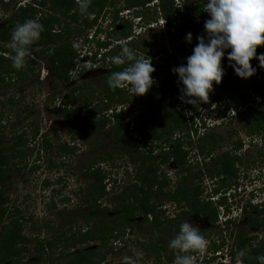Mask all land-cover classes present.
Segmentation results:
<instances>
[{"label": "rangeland", "instance_id": "rangeland-1", "mask_svg": "<svg viewBox=\"0 0 264 264\" xmlns=\"http://www.w3.org/2000/svg\"><path fill=\"white\" fill-rule=\"evenodd\" d=\"M30 1L4 0V2H0V27L15 18L18 7L27 5ZM155 1L145 3L140 7L139 12H141L140 14L143 19L133 21V24L136 25V22H139L141 26V22L143 21L144 27L140 28L138 26L135 29V38L127 45L129 48H136L137 50H141L143 47L147 48L146 53H138L137 58L145 56L151 58L152 65L155 68L153 72L156 78L155 81L160 87L167 84L170 79L165 92L162 93L160 88L157 94L155 93V100L163 96L165 103L170 104L171 100L175 102V109L177 108L184 113L186 111L192 113L191 115H186L190 118V122L194 124L192 130L186 129L180 135L186 134L185 136L187 137L188 131L194 133V127L198 126L200 128L202 124L207 126L206 129H199L197 134L190 133L191 136L188 138L184 136V139H182L183 149L187 150V154L185 155L186 166H189V169L194 171L196 164L201 166L200 162L204 163L205 160H202L201 155L199 159L197 158L196 145L198 142L196 136H200L201 133L209 132L210 130L221 135L222 138L223 146L221 144L219 148L213 151L215 158L226 147H229V149H233L232 155L237 156L241 160V162L236 163V177L228 179L230 184L233 185L234 181H236V185L238 184L237 186L235 185V189H233L232 185L228 187L232 188L229 191L230 194H236V196L229 197L227 193V201L220 200L223 202L222 204L217 203L219 201H217L216 197H210V191L215 186H219L221 184L220 181L212 182L208 177H204V179L202 177V181L195 179L189 184L192 188L200 186V198L206 202H210V205L217 209L218 215L215 221L218 222V227L210 231V238L206 239L212 246L213 244L220 246L219 252H215L214 254H218L217 259L222 262L230 261V257L227 254H229L232 248L236 253L235 241L240 236L250 238L249 243L251 246H258L263 240L264 226H255L248 223V216L255 217L262 223L264 222V212L258 216L250 208V205H253L264 211V147L261 148L260 144H258V147H249L246 152H243L242 149L236 150L237 153L234 151V141L243 140L246 143L248 142L243 124L252 117L249 112H243L239 115L237 109L234 108L232 98L221 96V94L216 92L215 87L217 86L215 82H213L214 90L209 93V101L207 103L200 102L199 104L191 105L181 102L179 99L181 85L178 82V77L176 79L169 78L166 65H159L158 61L167 57L168 48L172 50L173 46L177 47V40L173 44L169 42V38L172 39L173 34L178 35L180 37L179 40L182 42L187 33L192 34V41L189 43L191 48L186 49V57L190 56L197 44L196 37L198 35H205V30L202 28L204 21L196 20L195 17L196 23L192 29L177 30L173 27L168 32L163 20L158 17L159 15H156V4H153ZM175 2L178 6L182 4V0H175ZM189 5L192 7L194 2L189 1ZM45 12L48 13L47 10L40 12V14L37 12V18L43 16ZM198 17L199 14H197ZM155 18L158 20L157 24L149 21ZM189 18L190 15L188 14L185 19ZM146 22H149L151 26L149 27ZM179 24L180 22H177V25ZM16 26L17 22L13 24V29L10 30L11 33ZM97 27L100 30L99 32L94 33L93 31L96 29L92 27L87 30L74 29L71 35H66L65 39L72 40L71 47L77 51L75 56L76 64L72 71L79 70L76 72L78 74L81 70L80 78L67 83V85L58 83L50 77L47 55L41 53L44 47H39L35 50L31 49V55L27 59L26 66L31 64L34 72L29 74L23 81L16 79L15 76L13 79H10L9 76L1 74L7 66L14 67L9 51L6 53L0 51V55L4 58L3 63L0 64V76L3 78L0 82L6 84L0 88V140L3 143H11L12 138L15 136L21 133L25 134L23 137L25 143L21 146V149L24 150L26 156H23V160L21 161L13 159L9 164L11 166L13 163H19L18 166L21 169L10 173L5 180L0 181V211H5L4 215L0 216V229L6 224H12L10 229L13 231L15 229L14 226H18L19 222L16 230H20V234L23 237L18 238L15 245L18 251H21V254H19L20 262H44L51 255L56 262L61 263L64 261L60 255L61 250L66 253L83 248L84 246L89 248L96 246L95 242H86L85 244L78 243L65 249L63 244L57 241V239L55 242L57 244L52 248L53 251L51 252L37 247L38 242H46L47 240H51V237L61 236L63 231L65 235H70L68 230L71 227H74L75 230L79 226L80 228L86 227V224L82 220L81 212L87 209L83 198L90 191L88 185L91 178H85L82 175L87 166L101 168L105 175L103 184H105L109 194L100 199V202L101 206H107L110 209L108 213L112 218H115V215L112 214L114 210L111 211V208L117 207L125 187L137 182L135 181L136 164L126 155L123 156L119 153L120 149L115 145V135L110 133V128L116 122L112 114H115V111L119 108L129 106L132 115L127 118L125 117L126 119L124 118L121 123L119 122V126L121 128L126 127L123 128V132L134 140L135 145L142 146L139 131L149 128L153 124V121H155V111L150 106L147 97L141 98L142 95L132 96L127 89H121L123 97L126 98L125 103H119L116 98L111 101L109 110L90 116L95 120L102 117H104V120L109 119L106 127L101 130H96L89 123L90 119L89 121L72 124L58 114L57 108L60 98H63L66 94H70V90L73 89L75 83L85 81L90 86L99 89L103 87L101 75L106 72L104 70L109 66L108 60L103 58L100 51L95 57L96 61H92V52L96 48L92 42L88 41L90 43L88 45L85 40H91L90 38L93 37V39H105V43L113 44L115 40L119 39L116 31L120 30L123 25L119 23V25H115V28L112 26L114 29L111 31L107 20L105 21V18H103ZM53 28L57 30L60 26H54ZM119 40L117 42L122 43L128 42L130 39ZM0 46L8 48V45L3 41H0ZM120 54H122V48L120 49ZM82 64H85V67ZM242 79V84H250L252 82L250 78ZM257 80L261 81L263 85L262 92L264 93V76L258 73ZM150 92L154 93L153 90H150ZM216 94L217 96H221L222 100L220 102L222 104L220 102L217 104L214 101L213 97ZM251 95L248 96V93H241L238 95L237 100L239 102H249L251 98H255V102H257L261 98L259 94H253L254 96L252 97ZM96 96L91 98L89 104L91 107L99 108L101 103L97 101ZM81 100H83V97H76L73 101H69V105L74 107ZM89 108V106L83 108L80 114L86 116ZM195 109L198 111L197 115L194 113ZM223 110L226 114V119H219V116H222ZM108 114L109 117L107 116ZM34 134H36V138L32 139ZM178 134L176 133L177 136L175 135V137L178 138ZM230 135L232 139L229 138ZM45 140L49 142V146L47 145L46 149L43 146ZM202 141L204 142V140ZM63 143H68L71 146L70 148L73 147V149H70L72 151H62L61 146ZM147 146H151L150 142L147 143ZM163 146L165 147V145ZM160 151V148L155 147L152 154L158 166L154 175L157 178L154 188L169 193L177 185L185 184L182 178L188 172H183L181 167L175 166V162L172 159L164 163L159 162L158 153ZM109 153L112 154V157L108 160L103 161L100 158V155L106 158ZM184 168L185 166L182 167V169ZM152 178L154 179V177ZM239 184H245L243 187L245 189L241 192L240 189L242 188L239 187ZM256 186L260 187V189H256ZM221 189H223L222 191L226 190L225 187H221ZM251 190L253 191L250 192ZM239 194L241 198L238 196ZM150 199L153 204L154 200L152 201V197ZM244 204L247 206L246 211H242ZM154 205L156 207L155 210H159L155 203ZM167 209L170 211V214L173 212L172 205ZM166 210L163 211V216L169 215V212ZM223 213H232L229 215L234 218V222L226 224L224 222L226 217L225 215L223 216ZM68 215L74 216L77 218V221L70 224L67 223L66 218H68ZM140 217L141 215L136 218L132 217L131 219L134 222L130 229L124 230V233L118 231L116 237L107 242V246L98 249L97 252L99 254L106 256L102 264H174V262L168 263L166 257L160 261L156 253L151 250L150 244L152 241L148 244L146 240L148 239L147 233L150 226L148 223H144V221L145 230H141L140 227L136 226V223H141L138 222L139 220H136L137 218L140 219ZM184 221L190 222L198 228L201 224V220H197V223H193V221L187 219ZM211 245L209 249H212ZM194 256L196 257V255ZM237 262L239 263V260ZM197 264H201L200 261L198 262L197 260Z\"/></svg>", "mask_w": 264, "mask_h": 264}, {"label": "trees", "instance_id": "trees-1", "mask_svg": "<svg viewBox=\"0 0 264 264\" xmlns=\"http://www.w3.org/2000/svg\"><path fill=\"white\" fill-rule=\"evenodd\" d=\"M0 1L2 2L3 0ZM149 1L151 0H92L88 9L91 17H85L79 13L77 0H31L27 5L18 7L16 9L15 18L0 27V41L9 45L12 36L10 30L13 29V24L15 22L20 24L26 20L38 19L43 25L44 30L40 35V39L34 46H32V50L44 47L41 53L47 55L50 77L58 83H69L80 78L81 70L77 74L76 79H73L70 75L74 65L76 64L75 56L77 51L75 48L71 47L72 40L65 39L66 35H71L74 29L87 30L92 27L96 28L95 32H99L100 30L97 27L100 23L98 22L100 21L99 19H101L102 16L108 12L106 11L107 9H111L113 12L109 15L111 16L110 18L114 24V28L116 24L119 25L118 23L123 25L121 30L116 31L119 39H127L130 36L133 38L134 35L131 32L132 23L129 20H120L118 17V11L120 9L134 10ZM189 1L190 0H184L182 5V9L184 11H180V8L175 5L174 0H157L158 4L155 9L156 15H159L158 17L164 21L168 28H172L174 20H177L178 18L181 19L180 16L182 15V12H190V6L188 4ZM204 6L205 2H200L194 5L193 14L201 10L204 16L208 15L203 10ZM46 10L48 13L45 12L43 16L37 18V12L40 14V12ZM140 13L141 12L136 10L135 12H132L130 16L136 17L137 14ZM154 20H156V18ZM190 24L192 25V22H190ZM54 26H60V28L57 29L58 32L57 30H54ZM109 26L112 31L114 28H112L111 24H109ZM173 37L171 40H173ZM90 39L91 40L87 39L85 41L88 45H90L88 41L92 42L96 48L92 52L91 58L92 61H96V55L99 54L102 49L109 46V44L99 38L93 39L92 37ZM120 47V45H116L114 48L101 53L104 59L106 57L109 58V70L101 76L103 87L99 89L94 86H90V84L85 81L75 83L73 89L70 90V94H66L63 98H60L57 108L59 116L72 124L89 121L90 119L89 123H91L96 130H101L106 127L109 119L104 120V117H102L95 120L90 116L92 114H99L102 111L109 110L111 101L116 98L119 103L126 102V98L123 97L121 89L117 88L113 90L107 83L112 72L122 71L125 67H127V64L117 66L112 63L113 57L122 55L120 54ZM0 51L3 53L9 51L10 55H14L13 50L9 46L8 48L0 46ZM48 51H50V53H48ZM140 51L143 52L144 47ZM228 51H230V49L226 50L225 56L221 60L225 74L222 77L221 83L216 85V92L221 94V96L223 95L225 97L232 98L234 101V108L237 109V113L239 115L243 112L250 113L252 118L243 124V128L246 130L245 132L248 135L259 136L264 145V93L262 92L263 85L261 81L257 80L258 73L264 76V68L259 66V62L255 58L250 60V64L257 70L253 76L249 77L250 80H252L250 84H242L243 79L238 77L233 68L229 66L227 60ZM260 53H264V45L257 47V54L259 55ZM177 57V53L171 55V59L175 62L174 64H183V61L176 59ZM3 60L4 58L0 55V64L3 63ZM82 65L84 66L85 64ZM171 70L172 66L169 67L168 74L172 72ZM33 71L34 69L31 64L21 70L7 66V68L3 69L1 74L9 76L10 79H13L15 76L16 79L23 81L29 74L33 73ZM2 80L3 78L0 76V81ZM169 81L170 79L167 84L162 85L161 87L158 86V84H154L150 89L153 90L154 93H151L149 90L141 97H147L150 106L155 111V121H153V124L149 128L139 131V136L142 139V146L135 145L134 140H132L127 134H124L123 128L126 127L122 126L123 128H121V126H119V122L121 123V121L124 120L125 116L129 114L130 109H123L120 112L112 114V117L116 120V122L111 126L110 133L115 135V145L118 149H120L119 153L123 156L126 155L136 164L135 181L137 182L129 184L125 187L124 192H122V195L120 196L117 207L111 208V211L114 210L113 214L115 215V218H112L108 213L110 209L107 206H101L100 202V199H103L109 194V191L106 190L105 184H103L105 175L103 174L102 169L97 167L93 168L91 166L86 167L82 175L85 178H91L88 185L90 191L83 198V202L85 203L87 209L82 210L81 212V217L86 224V227L80 228L79 226L76 230L74 227H71L68 230L70 235H65V232L63 231L61 236H58L59 238L51 237V240H47L46 242H38V247L41 250L51 252L53 251L52 248L57 244L55 243L57 239V241L63 244L65 249L78 243L85 244L86 242L92 241H98V246H96V248L84 246L77 251L66 252V250V253L61 250V258H64V261L61 264H98L99 262H95L93 256L99 255L97 252L98 249L101 247L104 248L107 246V242H109L110 239L116 237L117 230L123 232L124 229L129 226L130 222L128 219L130 217L139 215L146 216L147 213L152 212L155 218H157V211L155 210L156 207L152 204L150 199L151 197L152 199H158L161 192V190H156L154 188L157 179L154 175L156 168L158 167L156 165V159L152 155L155 147L161 149L158 153L159 162L164 163L172 159L175 162V166L181 167L183 172H188L186 176L184 175L182 178V181H184L183 183L185 184L177 185L175 191L169 194L170 199L179 198L180 201L185 200L186 202H191V207L189 206L190 210H184L182 215L196 211L199 214L208 215L209 219L212 221L215 220L217 209L211 206L210 202L200 201V186L192 188L189 184L195 179L202 181V176L205 174L210 177L219 176V178H221V184L213 189V193L217 194L221 187H225L227 190L229 189L228 187L232 185L228 179H233L237 175L235 161L238 160V162H241V160L237 156H234L229 152H225L217 158H212V162L210 163L204 161L201 166L196 164L194 171H191L189 166H186L185 155L187 154V150L183 149V145L181 143L186 134H183V136L180 134L184 133L186 129L192 130L194 124L190 122V118H188L183 111L178 110L177 108L175 109V102H172V100L170 102L171 106L170 104L165 103L163 96L162 98L159 97L155 100L157 91L161 88L162 93L165 92V89L168 88L167 85L169 84ZM3 85L6 84H4V82H0V88L3 87ZM241 93H248V96L252 94L251 97L254 96L253 94H259L261 98H259L257 102H255V98H251V101L249 100V102H239L237 97ZM95 95H97V101L101 103L99 108L91 107L89 104L91 98ZM221 96H217V94L214 95L213 99L217 104L222 100ZM76 97H83V100L79 101V103H77L74 107L70 106L69 101H73ZM220 104H222V102H220ZM88 106L90 108L88 109L87 115H81L80 113L82 109L87 108ZM194 113L196 115L198 114L197 109L194 110ZM225 115L226 114L223 110L222 116H219V119H226ZM107 116L109 117V114ZM206 128L207 126L205 124H202L200 128L196 126V128L194 127L193 129L194 133L192 131H188V136L185 137L188 138L191 136L190 133L197 134L199 129ZM176 133H179L178 138L175 137ZM24 136V133L15 136L12 138L11 143H3V141L0 140V181L5 180L10 173L21 169L18 166L19 163H13L11 166H9V164L13 161V159L21 161L23 160V156H26L24 150L21 149V146L25 143L23 138ZM217 137L221 139V135L216 134V132L212 130H210L208 136H196V140L198 142L196 145L197 154L199 156L201 155L203 160L214 150L215 145L219 142ZM33 138H36V134L32 136V139ZM202 140H204V142ZM149 142L151 146L148 147L147 143ZM159 142L160 144H158ZM236 144L241 146L240 142H236ZM47 145L49 146V142L48 140H45L43 143L45 149ZM163 145H165V147ZM70 147L71 146H69L68 143H63L61 149L62 151H72L70 149H73V147ZM111 157V153L107 154L106 158L100 155V158L103 161L108 160ZM184 166L185 168L182 169ZM152 177H154V179ZM234 184H236V181H234ZM218 201L219 204L223 203L220 200ZM246 207L247 206H244L245 209H243V211H246ZM250 208H252L258 216L264 212L257 206L250 205ZM4 212V210H1L0 216H3ZM75 221H77V218L74 216L68 215V218H66V222L69 224ZM155 221L154 223H158ZM248 223L255 226H264V222L262 223L255 217L248 216ZM11 225L6 224L2 227V229H0V263L8 260L12 255L21 254V251H18L15 243L18 238H22L23 236L20 234V230H16L17 225L14 226L15 229L11 231ZM235 242L237 250L236 253L232 248L229 254H227L230 257V261L228 260L226 262H222L217 259L216 255H212L211 257L209 256V259L205 257L203 259V264H207V262L209 264H261L257 258L264 256V236L258 246H251L249 243L250 238L245 236H240ZM211 248L210 253L215 254V252H219L220 246L213 244V246L211 245ZM240 250L245 251V256L243 258H238V252ZM237 260H239V263ZM50 263L60 264L59 262H56L54 258L50 260Z\"/></svg>", "mask_w": 264, "mask_h": 264}, {"label": "clouds", "instance_id": "clouds-1", "mask_svg": "<svg viewBox=\"0 0 264 264\" xmlns=\"http://www.w3.org/2000/svg\"><path fill=\"white\" fill-rule=\"evenodd\" d=\"M151 1L153 2V0ZM183 2L184 0L178 6L174 0L175 5L180 9H182ZM77 3L79 13L82 16L91 17L88 9L92 0H77ZM153 4L157 5V0ZM140 7L134 10L120 9L118 11L120 20H129L132 23L131 32L133 35L136 33L135 29L140 26L139 22L134 25L133 21H140L143 17L141 14L131 17L130 14L136 10L140 11ZM203 10L210 17L204 22L205 35L196 37L197 44L193 48L192 54L186 57V64H181L171 70L177 75L178 82L181 85L179 99L182 103L191 105H196L200 102L207 103L209 101V93L214 90L213 82L216 85L221 83L225 74L221 60L225 56L226 50L230 49L227 52L229 66L233 68L235 74L240 78L247 79L256 73L257 69L250 64V60L253 58L258 60L261 68H264V53L257 54V46L264 45V0H206ZM106 11L108 12L99 20L101 21L105 18V21L107 20V23L113 26L114 24L109 15L113 11L111 9ZM152 21L156 23L158 20ZM141 23L140 28L144 27L143 21ZM146 24L149 27L151 26L150 23ZM43 30V25L38 19H30L17 24L8 45L14 52L10 59L15 69L21 70L26 66L27 59L31 55L32 46L40 39ZM102 40L106 41L105 39ZM185 40L191 43L192 34L187 33ZM117 41L120 40L117 39L115 43L109 44V46L104 48L105 50L102 49L101 53L114 48L116 45H120L122 55L113 57L112 63L117 66L127 64V67L122 71L112 72L107 82L108 86L113 90L117 88L127 89L132 96L146 94L155 83L154 78L151 76L155 71L151 58L147 56L137 58V54L128 47L125 43L126 41L122 43ZM106 60H109V58L106 57ZM76 71L73 70L70 73L73 79L77 78ZM123 109L129 110L130 108L129 106L126 108L122 107L115 112H120ZM191 114L190 111L185 112V115ZM130 115H132L131 110L125 117L127 118ZM235 185H232L233 189L238 184ZM244 185L239 184V187L242 188L240 192L245 189L243 188ZM231 189L224 190L226 193L221 194V196L228 198L227 193L229 197L236 196V194H230L229 191ZM256 189H260V187L256 186ZM238 196L240 197V194ZM209 243L197 226L187 221L183 222L179 231L169 242V248L176 251L174 264H197V259L193 253H199L203 256L209 247ZM244 256L245 251L240 250L238 258H243ZM257 259L261 264H264V256H260Z\"/></svg>", "mask_w": 264, "mask_h": 264}, {"label": "flooded vegetation", "instance_id": "flooded-vegetation-1", "mask_svg": "<svg viewBox=\"0 0 264 264\" xmlns=\"http://www.w3.org/2000/svg\"><path fill=\"white\" fill-rule=\"evenodd\" d=\"M190 1H193L194 2V5H196L197 3H200V2H206L205 0H190ZM194 5L192 7L189 5L190 6V12L188 11V12H182L181 13L182 14L180 16L181 19L178 18L177 20H174V22H173L174 24L172 25V28L175 27L177 30L178 29H180V30H182V29H186V30L192 29V27L195 25L197 19L205 22L207 19L210 18L208 15H205L204 16L203 15V12L201 10H199L197 13L193 14ZM156 7H157V5H156ZM180 11H184V10L183 9H180ZM188 14L190 15V18L189 19H185ZM197 14H199V17L198 18H197ZM195 17H196V20H195ZM177 22H180V24L177 25ZM190 22H192V25L190 24ZM163 23H164V21H163ZM165 26H166L168 32H170V29L171 28H168L166 24H165ZM203 27H204V24H203L202 28ZM57 32H58V30H57ZM173 36H172L173 37V40H171L169 38V42H170V44H173V42H175V40H177L178 41L177 47L173 46V49L172 50L168 48V50H167V53H168L167 57L166 58H163V60H159L158 61L159 62V65H166V68H167L168 72H169V67L170 66H172V69H173L174 67H177V66L181 65V64H177V65L174 64L175 62L171 59V55L174 54V53H177L178 54V57L176 59L179 60V61H183V64H186V55H187L186 49L191 48L190 47V44L188 42H186L185 39L182 42L181 40H179L180 37L178 35L173 34ZM134 38L135 37L132 38V36L128 37L127 39H130L129 40L130 42L129 41L128 42L126 41V44L131 43V40H133ZM131 49L134 50L136 54H138V53L145 54L146 53V50H147V48H145V47H144V51L143 52L140 51V50H137L136 48H131ZM105 69L106 70H104V71L107 72V70H109V67L108 68H105ZM168 75H169V78L171 77V79L172 78H175V79L177 78V75L174 74L173 72L169 73ZM151 76L154 78V80H156L154 73H152ZM61 83L67 85V83H65V82H61ZM154 84H157V82L155 81ZM158 86H159V84H158ZM209 133H210V131L209 132H204V133H201L200 136H203V137L204 136H208ZM246 136H247V140H248L247 143L244 142L243 140L242 141L241 140L240 141L239 140L234 141V145H235L234 146V151L235 152H236V150H240V149H242L243 152H246V151H248V148L249 147H251V146H253V147H256L257 146L258 147V144H260L261 148L264 146L263 145V142H262V140H261V138L259 136H256V135H248V134ZM229 138H231V135H230ZM207 139H208V137H207ZM217 139L219 140V142H217V144L215 145L214 150H216L217 148H219L220 145L222 144V138L220 139L219 137H217ZM236 142H240L241 146H239L238 144H236ZM222 146H223V144H222ZM196 150H197V148H196ZM213 151L209 155H207L205 157L204 160L206 162H208V161H209L208 163L212 162V158L215 157L213 155ZM232 151H233V149H229V147L228 148L226 147V149L223 150L219 155H222L225 152H229L230 154H232ZM204 156H205V154H204ZM199 157L200 156L198 155L197 158L199 159ZM235 163H238V161H236ZM200 164H202V162H200ZM235 166H236V164H235ZM202 177H203V179H204V177H208L212 182L213 181L219 182L221 180V178H219V176L210 177V176H208V175L205 174ZM220 183H221V181H220ZM215 187H218V186H215ZM175 188H174L173 191H171L169 193H165V192H162L161 191L160 194H159V196H158V199H152V201L154 200L153 202L157 205V208H159V210H157V218H155V216H154V214L152 212H149V213L146 214V216L141 215L140 219H138V218L136 219V220H139L138 222H141L140 224L139 223H136V226L140 227L141 230H143V229L145 230V228H144V225H145L144 223L145 222L149 224L150 227H149V230H148V233H147V235H148L147 238L148 239H146V240L148 241V244L152 241V243L150 244L151 245V250L156 253V255L158 256L157 258L160 261H162V258H165L166 257V261L168 263L174 262L175 256H176V251L175 250L172 251V249L169 248V242L176 235V233L179 231L180 225L183 222H185L184 220L187 219L189 221H193V223H197V220H201V224L199 225V229H200L201 234L205 238H207V239L210 238L209 237L210 236V231H212L214 228L217 229V227H218V222L215 221L218 214L216 215V218L213 221L209 219V216L208 215H204V214L202 215V214H199L196 211H193L192 213H188L186 215H182V212L184 210H188L191 207V202H186L185 200L180 201L179 198H177V199H170L169 198V194H171L172 192H174L175 191ZM222 190L223 189H220V191L217 194H214L213 193V190H211L210 191V197H216L217 200L227 201V199H228L227 197L220 196L221 194H225L226 193L225 191H222ZM199 198H200V195H199ZM200 201L201 202L202 201L203 202H206L202 198H200ZM192 203H193V201H192ZM171 205H172V208H173L172 209L173 212L170 214V211L167 208L169 206H171ZM243 209H245V208L242 207V211H243ZM164 210H166L167 212H169V215L163 216V211ZM113 213L114 212L112 211V214ZM240 213H242V212L240 211ZM161 216H162V218H161ZM133 217L136 218L137 216H133ZM131 218L132 217H130L128 219L131 224H129V226H127L124 230L130 229L132 223L134 222V220H132ZM143 221H144V223H143ZM154 221L155 222H158V223H154ZM233 222H234V218H232V220L227 221L225 223L226 224H228V223L230 224V223H233ZM119 232L120 233H124V232H121V231H119ZM116 233H118V230L116 231ZM155 237H157V238L155 239ZM111 240H113V238L110 239L109 241H111ZM92 242H95V245L98 246V241H92ZM88 243H90V242H88ZM96 246L94 248H96ZM37 247H38V244H37ZM101 248H103V247H101ZM79 249H76V251L79 250ZM73 251H75V250H73ZM210 251L211 250L208 247L206 253L203 256H201L199 253H193V255H196V258H197L198 262L200 261V263L203 264V259L205 257L207 259H209ZM105 257H106L105 255H101V254L94 255L93 256V258L95 259V262H99L98 264H102V262L104 261ZM51 259H53V257L51 255H49L48 258L46 260H44V262H42V261L41 262H39V261H23V262H20V260H19V254H15V255H12L11 257H9L8 260H5V261L1 262L0 264H37V263H39V264H45V263L46 264H51L50 263V260ZM61 263H63V262H61ZM207 264H209V263L207 262Z\"/></svg>", "mask_w": 264, "mask_h": 264}, {"label": "bare ground", "instance_id": "bare-ground-1", "mask_svg": "<svg viewBox=\"0 0 264 264\" xmlns=\"http://www.w3.org/2000/svg\"><path fill=\"white\" fill-rule=\"evenodd\" d=\"M217 201H218V200H217ZM229 214H232V213H227V214H224V213H223V216L225 215V217H226L225 220H224V222H227V221L232 220L233 217H231ZM210 254H211L210 257H211L212 255H214V254H212V253H210ZM217 255H218V254H217ZM217 255H216V256H217Z\"/></svg>", "mask_w": 264, "mask_h": 264}, {"label": "built area", "instance_id": "built-area-1", "mask_svg": "<svg viewBox=\"0 0 264 264\" xmlns=\"http://www.w3.org/2000/svg\"><path fill=\"white\" fill-rule=\"evenodd\" d=\"M86 63H88V62H86Z\"/></svg>", "mask_w": 264, "mask_h": 264}]
</instances>
